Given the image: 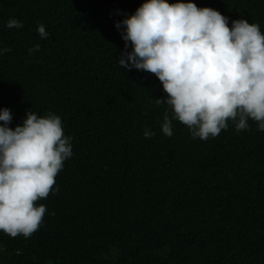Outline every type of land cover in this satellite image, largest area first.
<instances>
[{"label": "trees", "instance_id": "obj_1", "mask_svg": "<svg viewBox=\"0 0 264 264\" xmlns=\"http://www.w3.org/2000/svg\"><path fill=\"white\" fill-rule=\"evenodd\" d=\"M143 2L0 0V109L13 129L28 111L56 113L74 153L37 202L39 230L0 232V264H264V132L249 121L202 141L173 121L163 135L160 81L118 63L131 45L115 24ZM193 2L264 32V0Z\"/></svg>", "mask_w": 264, "mask_h": 264}, {"label": "clouds", "instance_id": "obj_2", "mask_svg": "<svg viewBox=\"0 0 264 264\" xmlns=\"http://www.w3.org/2000/svg\"><path fill=\"white\" fill-rule=\"evenodd\" d=\"M125 51L120 68L147 71L160 81L166 98L161 131L173 136L178 121L193 139L207 141L230 124L237 132L250 130L249 121L264 132V32L259 23L232 20L193 0H144L131 15L117 21ZM5 27L23 28L10 18ZM39 37L49 33L37 26ZM40 50L37 44L29 49ZM10 51L0 49V55ZM13 117L0 109V232L31 237L42 226L47 206L37 203L59 191L56 177L73 156L72 137L59 115L28 111L22 124L9 127ZM144 137L155 132L145 128Z\"/></svg>", "mask_w": 264, "mask_h": 264}]
</instances>
